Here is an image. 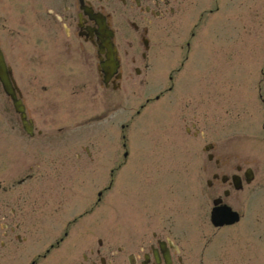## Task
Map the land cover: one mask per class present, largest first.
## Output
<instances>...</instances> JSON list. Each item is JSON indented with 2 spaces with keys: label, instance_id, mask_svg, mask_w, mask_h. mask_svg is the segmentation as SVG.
<instances>
[{
  "label": "rangeland",
  "instance_id": "rangeland-1",
  "mask_svg": "<svg viewBox=\"0 0 264 264\" xmlns=\"http://www.w3.org/2000/svg\"><path fill=\"white\" fill-rule=\"evenodd\" d=\"M237 1L214 0V5L206 6L209 12L207 24L201 25L191 38L195 54L193 52L189 60L182 64L179 72H174L172 81L175 88L170 94L158 99L157 91L152 90L154 83L158 82V75L155 74L149 81L151 88L147 96L130 95L125 100L123 96L122 103L125 106H119L117 110V129L109 132L117 146L116 168L112 177L106 171L109 169L106 155L110 153L111 146L101 137V140L98 139L102 152L100 159L86 165V168L81 164L85 172L93 171L95 174L85 173V178L76 183V188L69 190L71 197L81 193V202L74 204L70 201L68 206L54 211V214L49 210L39 213L41 208L33 209L31 215L35 220H29V224L30 215H27L20 229L23 238L19 244L20 250L10 254L17 257L0 260V264H29L30 258L42 257L50 248L49 244L55 243L64 233V225L55 224L54 218L58 216L68 220L78 212L79 203L81 212L94 208L90 219L86 216L81 221L87 219L88 223L81 229L78 225L71 227L70 238L51 250L45 259H37L36 264H80L83 251L99 247L96 241L98 237L102 240V247L129 246L131 242L141 244L144 236L146 239V234L153 229H163L165 233L170 228L171 222L167 216L170 217L169 210L172 207L166 203L178 197L177 185H174L176 180H179V200L183 204L184 179L188 176L191 179L193 172L198 176L206 165L213 171L227 174L235 172L236 165L243 169L251 167L256 173L255 179L248 187L250 193L245 188L226 198L244 213L235 226L214 228L208 221L212 203L206 206V210L201 201H196L192 220L187 218L180 203L177 230L181 231V239L175 243L180 248L183 261L185 264H264V0H243V4ZM12 2L14 0H0V16L9 15L14 10ZM228 3L229 8L226 7ZM236 19H241L240 25L235 22ZM226 21L230 24L223 29L222 24ZM85 46L88 49L87 57L93 63L91 70L94 76L90 81L97 83L95 50L89 44ZM170 63L165 72L171 67H179L180 59L172 58ZM85 87L87 94L94 96L93 87ZM87 98L88 95L84 100L86 120L98 108L95 101L90 103ZM0 99L6 101L2 95ZM64 111L61 110L60 114L70 120L71 139L82 141L81 144L98 143L95 137H88L91 132L88 129L97 124H86V139L81 138V127L73 129V119L81 120L79 104L72 106L68 116ZM193 123L198 128L196 136L192 129ZM122 125L125 128L122 129ZM186 128H190L191 132L187 134ZM106 140H109L108 137ZM208 143L215 145L212 152L221 161L219 168L214 161L209 162L206 158L203 147ZM126 151L128 156L124 157ZM11 153L9 150L0 151L4 155L0 156L2 171L9 169L12 164L17 166V160L9 157ZM26 162L29 161L24 159L23 165H28ZM73 165L76 169L77 163ZM98 170L99 174L96 173ZM40 177L38 172L34 173L33 178L22 187H49L44 182L51 181ZM153 181L158 183L157 187H160V182L169 184L163 187L168 198L159 202L160 210L152 223L147 218L149 209L144 196ZM102 189L107 199L96 206V192ZM178 204L176 201L173 205ZM110 205L113 215L112 218L107 215L109 222H96L102 212L109 213ZM31 207L26 206V214ZM92 220V224H89ZM103 220L108 221L106 218ZM74 229H78V234L73 233ZM5 250L0 247V256L9 249ZM106 257L110 258L108 254ZM114 264L126 262L117 259Z\"/></svg>",
  "mask_w": 264,
  "mask_h": 264
},
{
  "label": "flooded vegetation",
  "instance_id": "flooded-vegetation-1",
  "mask_svg": "<svg viewBox=\"0 0 264 264\" xmlns=\"http://www.w3.org/2000/svg\"><path fill=\"white\" fill-rule=\"evenodd\" d=\"M213 1L14 0V10L9 15L1 11L0 47L11 66L13 84L17 97L25 106L26 123L30 128L28 133L20 113L14 110L11 99L0 89L6 99L5 102L0 99V111L3 113L0 150L12 151L9 157L17 160V166L12 164L7 171L0 169L1 248L9 247L11 252L18 248L20 229L27 216L26 206L36 209L38 201L44 200L42 195L46 194L54 208L59 209L65 204L63 193L69 184L81 178V170H68L73 158L81 162V152L90 161L97 157L91 146L78 144L70 138V120L64 119L60 111L65 110L68 116L72 106L79 104L81 120L73 119L74 124H109L112 130L117 124L119 106H125L123 96V100L130 95L147 96L151 88L149 81L155 74L158 82L154 83L152 90L157 91L156 96L161 98L172 92L175 88L172 83L174 72H179L194 52L185 34L193 36L204 25L209 15L206 6L214 5ZM105 34L115 44L117 55L114 59H118L120 64L112 76L106 75L105 70L112 73L114 69L103 66L107 59V51H101ZM163 35L176 41L166 42ZM86 44L95 50L97 83L90 81L94 76L91 70L93 63L87 57ZM172 58L180 59V66L165 72ZM166 78L171 85L163 87L168 84ZM85 86L93 87L94 96L87 94ZM87 95V101H95L98 108L86 120L84 100ZM112 157L110 152L109 159ZM23 158H28L30 164L23 166ZM216 165L220 167L221 164L218 162ZM35 168L38 170L33 174H25ZM36 172L42 176L40 178L50 180L53 186L41 188L39 193L30 189L22 194L20 185L31 180ZM233 175L239 177L241 190L250 187V183L245 184V171L239 165L236 172L230 174L207 170L206 167L198 176L194 172L186 190L191 201L187 207L194 208L198 200L202 201L204 209L214 200L221 202L220 205L225 203L232 208L237 207L233 201L226 200L239 191L234 189ZM248 191L250 193V188ZM157 200V196L150 194L146 204L149 209L147 218L152 223L161 206ZM88 213L79 212L78 217L69 223L81 225V219ZM194 215L187 213L189 220ZM169 216L170 228L165 233L163 229H153L146 234V239L144 236L141 244L102 247V240L98 237L99 247L83 251L79 263L114 264L121 259L126 264H167L168 258L169 264H185L173 244V241L181 239V231L177 230L179 206L175 213L171 207ZM64 233L67 236L68 233ZM62 240L60 238L56 244ZM30 264L34 261L31 260Z\"/></svg>",
  "mask_w": 264,
  "mask_h": 264
},
{
  "label": "water",
  "instance_id": "water-1",
  "mask_svg": "<svg viewBox=\"0 0 264 264\" xmlns=\"http://www.w3.org/2000/svg\"><path fill=\"white\" fill-rule=\"evenodd\" d=\"M105 39L106 40L103 41V42H105L103 46H104V48H108L109 52L107 54H108L109 59H111L109 61V64L110 65H113V64L116 65V61H114V59H112L113 58V54L111 53V49H110V46L108 44V42L110 40L107 39V38H105ZM0 80H1V82L3 84V86H4V89H5L6 93L9 96H11L12 99L14 100L13 104H15L16 108L19 109V106H18L19 102L17 101L16 96L14 94L15 91H14L12 85L10 84L9 73H8V70H7V66H6V64L4 62L3 55L1 54V50H0ZM235 184H236V182H235ZM236 186H237V184H236ZM237 187H239V186H237ZM221 218H220V220L223 222V220ZM219 224L221 225L220 222H219Z\"/></svg>",
  "mask_w": 264,
  "mask_h": 264
},
{
  "label": "bare ground",
  "instance_id": "bare-ground-1",
  "mask_svg": "<svg viewBox=\"0 0 264 264\" xmlns=\"http://www.w3.org/2000/svg\"><path fill=\"white\" fill-rule=\"evenodd\" d=\"M242 4H243V1H242ZM227 6H230V3H228L227 4ZM221 31H223V30H221ZM189 33H186L185 35H186V40L188 39V40H190V42L192 43V39H191V37L188 35ZM164 36V40L166 41V42H175L176 40L175 39H173L172 37H168V36H165V35H163ZM183 39V38H182ZM105 56H106V61H110L111 59H109V57H108V55L105 53ZM113 59V58H112ZM118 60V59H117ZM120 64H119V60H118V62H117V64H116V67L114 68V71H116L117 69L116 68H118V66H119ZM166 82H168V84H165V86H163V87H167V86H169V85H171V82L170 81H168L167 80V78H166ZM172 83H173V81H172ZM175 84L173 83V86H174ZM175 87V86H174ZM171 93V92H170ZM170 93H168V94H170ZM24 124H27V123H24Z\"/></svg>",
  "mask_w": 264,
  "mask_h": 264
}]
</instances>
